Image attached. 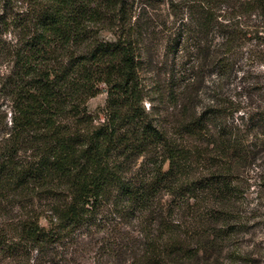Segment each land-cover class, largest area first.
Returning <instances> with one entry per match:
<instances>
[{"label": "trees", "instance_id": "trees-1", "mask_svg": "<svg viewBox=\"0 0 264 264\" xmlns=\"http://www.w3.org/2000/svg\"><path fill=\"white\" fill-rule=\"evenodd\" d=\"M132 5L0 0V264L235 255L253 167L264 189V0H147V35Z\"/></svg>", "mask_w": 264, "mask_h": 264}, {"label": "rangeland", "instance_id": "rangeland-1", "mask_svg": "<svg viewBox=\"0 0 264 264\" xmlns=\"http://www.w3.org/2000/svg\"><path fill=\"white\" fill-rule=\"evenodd\" d=\"M131 2L133 4L132 19H140L139 21L143 26L142 29L147 35V0H131ZM166 12L167 8L164 4H160L159 7L154 10L151 8L148 9V14L150 16L156 15L159 18L166 15ZM10 31L11 28L9 32L6 33L7 36L11 34ZM145 44L147 47V37ZM247 52L248 50H245L244 57L247 56ZM162 53L163 50L160 48L155 59H162ZM244 57H242L241 60L242 66H244L243 69L253 65L252 68L255 67V69L259 71L262 76H264V64L256 65L254 64V61H249L248 63L250 65L248 66ZM144 66L147 68V54H145ZM241 74L242 69L239 71L238 75L240 76ZM144 80L147 81V74H144ZM105 98V91H101L94 97H91L87 102L89 110L95 111L101 109L104 106ZM144 105L147 107V100H145ZM257 170V167H253L248 171L251 185L246 192V201L249 202V206L246 207L247 210L243 213L246 222L241 225V229L233 232L226 239V244L229 248L228 250H232L235 255L231 257L230 254L228 255L225 253V255H221V258H217V261L214 264H264V189L260 184ZM68 256L69 255H62L57 258H59L58 260H61L60 263L63 264V262H65L64 264H66L69 259ZM77 260L82 264H92V253L89 251L81 253Z\"/></svg>", "mask_w": 264, "mask_h": 264}]
</instances>
